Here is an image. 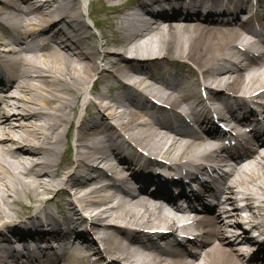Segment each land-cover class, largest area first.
I'll return each instance as SVG.
<instances>
[{
	"label": "bare ground",
	"instance_id": "bare-ground-1",
	"mask_svg": "<svg viewBox=\"0 0 264 264\" xmlns=\"http://www.w3.org/2000/svg\"><path fill=\"white\" fill-rule=\"evenodd\" d=\"M87 1L0 0V264H264V0Z\"/></svg>",
	"mask_w": 264,
	"mask_h": 264
},
{
	"label": "rangeland",
	"instance_id": "rangeland-1",
	"mask_svg": "<svg viewBox=\"0 0 264 264\" xmlns=\"http://www.w3.org/2000/svg\"><path fill=\"white\" fill-rule=\"evenodd\" d=\"M82 2H83V6L86 4V2H87V0H82ZM84 12H85V10H83ZM83 19H84V21L90 26L89 28V30H90V33L96 38V39H98V38H100L99 37V35H100V30H99V28L98 29H96V28H94L93 26H92V24H91V21L90 20H88L87 19V17L86 16H84L83 15ZM102 41V40H101ZM90 84L91 83H89L88 84V88L90 87ZM86 96L88 97V98H91L92 96L88 93V91H87V93H86ZM83 102H82V100L79 102V105H78V108H77V115L78 116H80V115H83L85 112H83ZM75 123H76V121H75ZM144 155H145V153H143ZM123 171H125L126 173H128L129 171H131V169H129V167H124L123 168ZM227 207H228V205H226ZM55 206H51V208H52V210L53 211H56V209L54 208Z\"/></svg>",
	"mask_w": 264,
	"mask_h": 264
}]
</instances>
